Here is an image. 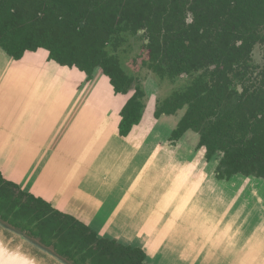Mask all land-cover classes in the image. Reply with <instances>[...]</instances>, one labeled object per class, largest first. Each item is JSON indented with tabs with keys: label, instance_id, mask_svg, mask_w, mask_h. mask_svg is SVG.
Segmentation results:
<instances>
[{
	"label": "crops",
	"instance_id": "0c3cea01",
	"mask_svg": "<svg viewBox=\"0 0 264 264\" xmlns=\"http://www.w3.org/2000/svg\"><path fill=\"white\" fill-rule=\"evenodd\" d=\"M86 79L46 50L17 61L0 49L1 176L98 238L142 250L145 264H264V208L236 197L203 148L172 142L169 117L144 112L121 137L126 101Z\"/></svg>",
	"mask_w": 264,
	"mask_h": 264
},
{
	"label": "trees",
	"instance_id": "16d2710c",
	"mask_svg": "<svg viewBox=\"0 0 264 264\" xmlns=\"http://www.w3.org/2000/svg\"><path fill=\"white\" fill-rule=\"evenodd\" d=\"M187 13L194 18L190 25L184 21ZM144 29L151 44L142 46L154 56V64L145 66L162 78L172 81L216 65L156 105V119L185 109L170 140L178 141L189 131L198 134L196 147L205 150L207 161L222 155L216 167L220 180L236 175L264 180V118L254 112L262 109L250 107L245 113L241 105L224 104L215 95V88L229 95L224 92L229 83L225 70L239 50L264 35V0H0V49L14 60L46 50L49 60L78 69L87 81L101 72L115 95L132 93L120 112L121 137L140 124L147 95L122 64L120 49ZM0 217L74 264H145L142 250L98 238L77 219L23 192L1 174Z\"/></svg>",
	"mask_w": 264,
	"mask_h": 264
},
{
	"label": "flooded vegetation",
	"instance_id": "af4514ba",
	"mask_svg": "<svg viewBox=\"0 0 264 264\" xmlns=\"http://www.w3.org/2000/svg\"><path fill=\"white\" fill-rule=\"evenodd\" d=\"M188 19H190V21H188ZM184 21L188 25L192 24L194 21L192 14L187 13ZM257 30L262 31L261 27H259ZM153 37H157L156 34L153 35ZM162 40L163 38H161V41ZM128 42H129V45H126V47L125 46L121 47L119 58L122 60V64L126 67L128 72L132 74L137 79V81L142 85L143 89H144V85L142 84L141 78L139 76L140 67L147 68V70L150 73H152L159 82L168 81L170 84L176 85V87L171 91V93L174 90H178V89L180 90L181 88H184L185 87L184 84L187 85L188 81H190L193 77L196 78L199 76H204L206 70L210 72L216 70V65L212 64L208 66L207 69L205 68L199 69L198 71L191 72L192 74L182 73L180 74L178 78H175L171 81L166 78H162L160 75H158V73L152 71L149 68V66L148 67L145 66V62H148L149 65L154 64V60H153L154 56L150 58L149 50H146V48L143 47L144 45L151 44L150 34L149 32H147V30L145 29L139 30L137 35L134 36V38L130 39ZM241 45H242L241 41L236 43L237 47H240ZM258 47L260 49L259 51L264 61V35L263 34L258 36V39L255 41V43H253L249 47L246 46L243 49L239 50L237 57L232 60V64L230 68L229 69L227 68L225 70L227 82L229 83L227 84L228 87L224 89V92H228L229 95L228 96L225 95L226 93L220 94L219 93L220 89H216V88H215V95L223 97L224 104H228L230 106H233L234 104L241 105L242 111L245 113H247L246 108H250V107H255L257 109L261 108L263 113H258L256 111L254 112L256 113L258 118L262 119L264 118V63L263 65L255 64L254 55H253L254 50ZM125 48L128 51L124 52L123 49ZM128 60H130L132 63L131 64L132 69L128 67ZM138 62L140 63V65L138 64ZM223 69L224 68L222 66L219 67V70H223ZM214 81H218V80L214 78ZM171 93L169 95H171ZM161 100L162 99L158 96L157 98H155L153 115L156 109V105ZM147 102L148 100L146 98V107L148 105ZM162 116L170 118L175 115H171V116L162 115ZM219 162L220 160L217 163L219 164Z\"/></svg>",
	"mask_w": 264,
	"mask_h": 264
},
{
	"label": "rangeland",
	"instance_id": "374dc122",
	"mask_svg": "<svg viewBox=\"0 0 264 264\" xmlns=\"http://www.w3.org/2000/svg\"><path fill=\"white\" fill-rule=\"evenodd\" d=\"M190 21V19H188ZM259 47L254 50V62L257 65H263L264 61L262 59V56L259 51ZM131 61L128 60V67L132 69ZM140 65V63L138 62ZM138 65V66H139ZM139 76L141 78V82L144 85L145 92L147 93V107L145 109V112H152L154 109L155 104V98L160 97L161 99L165 98L167 95L171 93V91L176 87V85L170 84L168 81L165 82H159L152 73H150L147 68L140 67V73ZM94 77V76H93ZM92 77V79H93ZM95 80L97 82H105V85H100V87L105 86L106 87V97L109 98H115L118 100V95L112 94L110 85L108 83L107 78H105L101 73L95 72ZM107 81V82H106ZM159 82V83H158ZM132 95V93H129L127 95H122L121 100L122 102L127 101V99ZM184 109L177 112V114L171 118H168L166 120V123L169 124L164 125L165 128H171L172 130L175 128L177 122L180 120L184 113ZM199 136L198 134L194 132H187L180 140L185 145L194 146L198 144ZM222 155L216 154L212 158V161L214 163H217L219 160H221ZM230 183H235V195L236 197L243 195L248 202V206H251V209H259L264 208V180L257 179L254 177H244L241 175H236L230 178ZM107 237H111L110 235H105ZM106 237V238H107ZM109 239V238H108Z\"/></svg>",
	"mask_w": 264,
	"mask_h": 264
},
{
	"label": "water",
	"instance_id": "95a60500",
	"mask_svg": "<svg viewBox=\"0 0 264 264\" xmlns=\"http://www.w3.org/2000/svg\"><path fill=\"white\" fill-rule=\"evenodd\" d=\"M14 260L24 264H74L52 245L0 217V264H14Z\"/></svg>",
	"mask_w": 264,
	"mask_h": 264
},
{
	"label": "bare ground",
	"instance_id": "6f19581e",
	"mask_svg": "<svg viewBox=\"0 0 264 264\" xmlns=\"http://www.w3.org/2000/svg\"><path fill=\"white\" fill-rule=\"evenodd\" d=\"M51 99H52V98H51ZM3 114H4V113H3ZM96 122H97V121H96ZM73 125H74V124H73ZM97 125H98V124H97ZM71 126H72V125H71ZM71 126H70V127H71ZM96 127H97V126H96ZM148 129H149V128H148ZM67 130H68V129H67ZM101 130H102V129H101ZM74 131H75V130H74ZM67 136H68V135H67ZM67 136H66V137H67ZM64 137H65V136H64ZM66 137H65V138H66ZM62 143H63V142H62ZM66 143H67V142H66ZM66 146H67V145H66ZM45 151H46V150H45ZM139 151H140V150H139ZM56 153H57V152H56ZM139 155L141 156V154H139ZM142 155H143V154H142ZM132 156H133V155H132ZM63 157H64V155H63ZM146 157H147V156H146ZM141 158H142V157H140V159H141ZM131 159H132V158H131ZM146 159H147V158H146ZM132 160H133V159H132ZM66 161H67V160H66ZM137 161H138V160H137ZM139 161H140V160H139ZM144 161H145V160H144ZM129 162H130V161H129ZM134 162L136 163V161H134ZM111 163H112V162H111ZM137 164H138V163H137ZM133 165H134V164H133ZM133 165H132V166H133ZM17 167H18V166H17ZM112 167H113V166H112ZM115 167H116V166H115ZM133 167H134V166H133ZM48 168H49V167H48ZM116 168H117V167H116ZM141 168H142V167H141ZM145 169H146V168H145ZM46 170H47V169H46ZM128 170H129V169H128ZM31 171H32V170H31ZM144 175H146V174L143 173V176H144ZM183 175H184V174H183ZM59 176H60V175H59ZM141 176H142V175H141ZM143 176H142V177H143ZM101 177H102V176H101ZM58 178H59V177H58ZM117 178H118V177H117ZM101 179H102V178H101ZM115 180H116V179H115ZM118 180H120V179L118 178ZM135 180H136V178H135ZM111 182H112V181H111ZM208 183H211V182H208ZM133 184H134V183H133ZM194 184H195V183H194ZM211 184H212V183H211ZM189 185H190V184H189ZM130 186H131V185H130ZM134 186H135V185H134ZM195 186H196V184H195ZM211 186H212V185H211ZM99 188H102V187H99ZM189 188H191V186H190ZM102 189H103V188H102ZM131 190H132V189H131ZM187 190H188V189H187ZM97 191L99 192V189H98ZM104 191H105V190H104ZM105 192H107V191H105ZM129 192H130V191H129ZM187 192H188V191H187ZM192 192H195V191L192 190ZM192 192H191V193H192ZM209 193H210V192H209ZM100 194H101V192H100ZM107 194H108V193H107ZM210 195H211V194H210ZM123 198H125V197H123ZM205 198H206V197H205ZM214 198H215V197H213V199H214ZM211 200H212V199H210V201H211ZM123 201H124V200H123ZM215 202H216V200H215ZM216 204H217V203H216ZM211 205H212V204H211ZM124 206H125V205H124ZM216 206H217V205H216ZM119 207H120V206H119ZM202 207H203V206H202ZM218 207H219V206H218ZM165 208H166V207H165ZM205 208H206V207H205ZM218 209H219V208H218ZM160 210H162V208H161ZM211 210H212V209H211ZM129 212H130V211H129ZM237 215H238V213H237ZM228 216H229V215H228ZM138 217H139V216H138ZM216 217H217V216H216ZM201 218H202V217H201ZM228 218H229V217H228ZM134 219H136V218H134ZM137 219H138V218H137ZM137 219H136V220H137ZM175 219H176V218H175ZM230 219H231V218H230ZM160 220H162V219H160ZM160 220H159V221H160ZM169 220H170V219H169ZM169 220H168V221H169ZM199 220H201V219H199ZM137 221H138V220H137ZM233 221H234V220H233ZM132 222H134V221H132ZM153 222H154V221H153ZM174 222H175V221H174ZM222 222H224V221H222ZM160 223H161V222H160ZM166 224H167V222H166ZM157 225H158V224H157ZM234 225H235V223H234ZM159 226H161V225L159 224ZM166 229H167V228H166ZM168 229H169V228H168ZM218 229H219V228H218ZM210 232H211V231H210ZM140 234H142V233H140ZM153 234H154V233H153ZM155 234H156V233H155ZM257 235H258V234H257ZM128 236H129V235H128ZM190 236H191V235H190ZM207 236H208V235H207ZM258 236H259V235H258ZM258 236H257V237H258ZM165 237H166V236H165ZM191 237H192V236H191ZM166 238H167V237H166ZM177 238H178V237H177ZM213 238H214V237H213ZM244 238H245V237H244ZM244 238H243V239H244ZM171 239H172V238H171ZM181 239H182V238H181ZM183 240H184V237H183ZM187 241H189V240H187ZM191 242H192V241H191ZM239 242H240V244H241L242 241H239ZM237 243H238V242H237ZM242 243H243V242H242ZM168 244H169V243H168ZM208 244H209V243H208ZM209 245H210V244H209ZM236 246H237V245H236ZM251 250H252V249H251ZM251 250H250V251H251ZM242 252H243V251H242ZM242 252L240 251V253H242ZM253 252H254V251H252V253H253ZM238 254H239V253H238ZM238 254H237V255H238ZM254 254H256V252H255ZM257 255H258V254H257ZM258 256H259V255H258ZM253 257H254V256H253ZM253 257H252V258H253ZM256 258H257V257H256ZM260 258H261V257H260ZM254 259H255V258H254ZM257 259H258V258H257ZM257 259H256V260H257ZM254 261H255V260H254ZM13 263H14V264H24V262H22V261H18V260H14ZM261 263H262V262H261ZM1 264H2V263H1ZM3 264H9V262H4ZM255 264H256V263H255Z\"/></svg>",
	"mask_w": 264,
	"mask_h": 264
}]
</instances>
